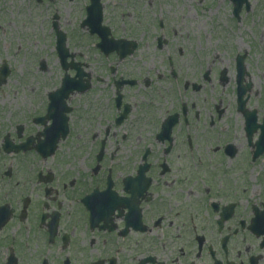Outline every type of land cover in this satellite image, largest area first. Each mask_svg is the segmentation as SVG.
Returning a JSON list of instances; mask_svg holds the SVG:
<instances>
[{"label": "flooded vegetation", "instance_id": "1", "mask_svg": "<svg viewBox=\"0 0 264 264\" xmlns=\"http://www.w3.org/2000/svg\"><path fill=\"white\" fill-rule=\"evenodd\" d=\"M166 1L100 0L105 29L77 37L82 50L69 46L63 0H37L53 10L54 42L65 34L61 78L81 69L85 90L64 100L55 129L47 101L24 121L0 118V264H264V117L250 45L232 36L245 23H190L186 46L170 48ZM85 94L97 113L73 132L72 99ZM46 137L57 147L44 159L34 148ZM70 137L86 138L81 153Z\"/></svg>", "mask_w": 264, "mask_h": 264}, {"label": "rangeland", "instance_id": "2", "mask_svg": "<svg viewBox=\"0 0 264 264\" xmlns=\"http://www.w3.org/2000/svg\"><path fill=\"white\" fill-rule=\"evenodd\" d=\"M198 2L197 0L189 2L181 0L178 3L176 0L166 1L165 5L168 11L166 17L175 21L177 27L175 29L177 35L170 39L167 47L186 46L187 40L184 38V32L193 27L190 23L200 25L202 30L207 32L211 31L210 26L217 25L228 29L233 27L228 0H221L219 8L216 7L219 0H201ZM80 3L82 0H73L71 3L63 0L62 6L57 4V7L62 18L61 21H64L65 29L68 31L70 48H76L82 44L81 49L85 50L86 41L77 38L82 35L80 34L82 31L80 21L84 17ZM214 4H216V8L213 7ZM205 5L212 7L208 8ZM43 6L36 0H0V65L5 62L9 68V75L0 88V118L5 119L4 122L6 123L8 119H11L10 121L13 123L14 119L23 120L30 115L39 113L41 106L47 101L48 92L59 85L62 77L49 26L50 13L53 10L52 8L45 10ZM107 12L113 16L110 12V6ZM239 20L245 24L238 25V29L233 27L236 31L232 36L236 41L250 45L249 56L252 62L255 84L251 101L255 107L258 106L262 110L260 117H264V0H250L249 11L247 13L242 11ZM203 22L207 24L202 25ZM195 27L189 32L195 31L197 29ZM195 41L192 40L191 35L190 42L193 44ZM76 42L79 44L76 45ZM228 42L231 43L229 39ZM88 59L91 60L92 58L88 57ZM158 60L155 59L157 65L155 68L161 72L164 67L158 66L160 65ZM146 61L150 65L149 59ZM43 64L44 70L41 69ZM139 66L141 72L145 74L146 68L141 64ZM258 85L261 88H258ZM72 102L77 106L71 116L72 131L74 132V130L86 126V117L96 114L97 110L92 106L93 102L90 95L73 97ZM144 111L146 110H137L132 118L134 119L136 115L140 116ZM135 132V125H133L131 134L134 135ZM70 140L73 143H80L81 146L78 148L80 153L82 147L87 145L86 138L78 140L70 137L66 145H69ZM72 150L74 147L62 152L61 155L65 161L70 160ZM60 163L63 164L61 160Z\"/></svg>", "mask_w": 264, "mask_h": 264}, {"label": "water", "instance_id": "3", "mask_svg": "<svg viewBox=\"0 0 264 264\" xmlns=\"http://www.w3.org/2000/svg\"><path fill=\"white\" fill-rule=\"evenodd\" d=\"M232 1H233L234 5H235L234 13H235L236 15L238 14L239 9H240V6H241V4H242L243 2L246 3V4L248 5L247 0H232ZM94 10H97V11H98L97 0H96V6H94ZM98 13H99V12H98ZM96 19H97V16H96ZM98 19H100V18H98ZM94 24H95V22H94Z\"/></svg>", "mask_w": 264, "mask_h": 264}]
</instances>
